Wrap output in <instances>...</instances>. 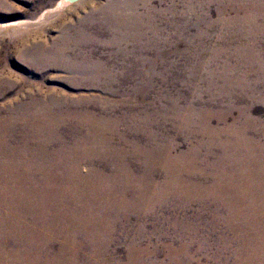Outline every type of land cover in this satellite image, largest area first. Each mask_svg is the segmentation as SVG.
I'll use <instances>...</instances> for the list:
<instances>
[{"label": "rangeland", "instance_id": "1", "mask_svg": "<svg viewBox=\"0 0 264 264\" xmlns=\"http://www.w3.org/2000/svg\"><path fill=\"white\" fill-rule=\"evenodd\" d=\"M61 1L0 0V22H14L0 26V106L16 97L26 105L40 99L45 104L41 112L46 110L48 118L69 111L85 124L87 112L94 110V125L103 127L105 135L110 134L108 127L114 128V144L131 151L136 142L155 151L168 148L171 156L184 155L194 165L186 166L189 169L179 176L190 181L186 186L195 183L199 190L206 189L204 171L216 168L217 155L227 151L221 145L227 142L236 144V156L247 160L250 168L264 169V0H78L43 23L19 25ZM229 128L238 130L236 142ZM68 131L62 130L66 139L50 143L55 152L66 147L63 141H74ZM77 132L86 134L83 128ZM212 135L219 142L218 150L205 145ZM22 158L26 163L30 158L42 160L28 154ZM71 158H77V174H86L87 179L89 166H105L99 156ZM132 158V164L140 166L142 155ZM45 162L60 186L47 179L40 185L68 195L73 172L66 156L56 153ZM240 164H229L242 182L232 191L247 195V206L243 212L235 207L233 219L228 218L229 208L215 206L209 198L163 194L157 189L143 203H133L100 226L92 224L96 214L80 209L97 211L115 202L76 198L67 203L70 208L61 218L47 215L44 222L56 223L53 227L66 222L80 226L75 240H84V245L76 251L67 245L60 250L64 236L55 237L49 229L44 232L49 247L41 239L40 244L33 241L26 247L36 254L34 260L19 255L18 262L10 261L14 245L12 238L6 239L0 245L1 263L64 264L67 259V264H74L73 260L79 264H264V239H253L254 234L264 235V214L245 215L246 209L259 207L256 197L255 205L249 206L252 195L259 193L258 179L255 187H247L243 175L247 172ZM153 171L158 187L162 186L163 172L157 166ZM99 172L94 171L91 179L96 185L101 178L100 188L106 187L107 177ZM85 188L82 184L80 195ZM46 203L37 205L44 210L59 208L63 200ZM84 223H91L88 228L103 240L99 250L89 247L92 242L83 236ZM2 225L7 229L6 221H0Z\"/></svg>", "mask_w": 264, "mask_h": 264}, {"label": "bare ground", "instance_id": "2", "mask_svg": "<svg viewBox=\"0 0 264 264\" xmlns=\"http://www.w3.org/2000/svg\"><path fill=\"white\" fill-rule=\"evenodd\" d=\"M68 5L70 6L71 4L65 3L64 0H62L57 5H54L55 7L50 6V8L46 9L37 18L35 17L33 20L29 19L30 21H22L19 23V25L31 26L36 25L40 22L43 23L47 21L51 16L59 13ZM10 25L13 26L14 22H0V26H3L5 28H7L8 26L10 27ZM75 94L77 93L75 92ZM59 95L61 94L59 93ZM35 97H37V95ZM39 101L38 103L35 102L33 104L26 105V103L22 99L16 97L15 99L11 98L8 103L0 106V221L7 222V229L4 228L3 225L0 226V245L5 243L6 239L9 241V238H12L11 240L13 241L14 248L10 247L11 253L9 254L8 258L10 261H15V263L18 262V260H20L19 255L34 260L36 254H31V251L26 247L28 244H30V242L33 241H36L37 245L40 244L38 239H41V241L49 247L50 241L47 242L45 240L48 234L46 235L44 233H47V230L49 231V229L54 232V235H52L55 237L57 235L64 236V243L62 242V244H60L58 247L60 250H66V245L70 246L73 249H77V247L80 248L82 245H84V240H75V237L77 236L75 230L81 229L80 226L70 227V223L66 222L60 224L58 227H53L56 223L53 224L52 222H44L47 215H50V217H52L53 219H55L56 217L61 218V215L67 213L66 210L70 208L68 207L69 205L67 203L72 202L76 198L86 199L90 201L98 200V202L101 200L115 202L114 205H107L106 207L103 206L97 211L93 210L94 208L91 207L80 209L81 213L87 215L89 214V210L91 212L90 214H96L95 219L97 221L93 222L92 224L98 225L99 223L100 226H104L105 220H109L111 217H117L119 213H124V210H126V208L130 209L129 207H131L130 205H132L133 203H143V201L147 200V197L153 194L157 189L163 191V194L168 192L175 194L179 192L188 197L194 196L199 200L209 198L212 200L215 206L229 208L230 216L228 215V218L233 219V212L235 207H239L238 209H242V212L243 208H246L247 201L245 197L247 195L245 197L241 195L238 196L234 191H232V187L238 186L239 183H242L236 177L237 174L234 173V167H230L229 165L230 163H232V161L240 162L241 169L247 172L246 174H243L247 179V187H255L257 184L256 179H258L257 190L259 191V193H257V195H252L251 204L249 206L255 205V197L256 200L260 202V204L258 208H253V210L250 209L252 211L246 209V217L252 218L254 215L261 216V214H264V169H261V167L250 168V164L247 162V160L245 161L244 159L237 157L235 148L236 144H233V147L231 142H227L224 145H221L222 149L227 151L217 155L216 168L214 170L208 172L204 171V173L206 174L205 179H207L208 183H203V186L206 189L199 190L200 188H197V185H194L195 183L193 185L186 186V183H190V181H183L184 179L182 180L179 176V172L181 170H188L192 165H194L192 163H189L187 159L182 157L184 155L174 153L176 155L171 156L172 153L168 148L161 149V151H155L147 149L145 146L141 144L139 145L136 142L132 144V150L129 151L123 146L114 144L111 137L112 134L115 135L114 128L112 129L111 127H108V131H110V134L105 135L102 131V129L104 130L103 127L94 125L96 121V116L93 114L94 110L93 113L91 111L87 112L85 118L87 124L83 123L84 120H82L80 116L72 113L71 115H69V111L62 115H59L58 117L50 119L48 118V112L46 110L43 109L44 113L41 112V108L45 104L41 105ZM77 102L81 101L77 100ZM104 116L105 115L103 114V117ZM71 118H77V120H72ZM82 128L86 130V134L84 132V134H78L77 131ZM209 128L211 127L209 126ZM63 129H70V131L68 132L71 136L74 137V141L71 144L63 141L66 147H64L61 151L55 152L52 146H50V143L57 141L56 139L59 138H62L63 140L66 139L64 138L65 136H63V133H65L62 132ZM228 130H230L231 135L236 136V142L238 135L234 133L238 130L233 128H229ZM218 132L219 131H215L217 136L219 135ZM214 137L215 136L212 135L207 140L205 145L213 150H218L219 142L218 140L215 141ZM119 139L120 138H118V140ZM82 146L85 148V152L80 149ZM228 149H232L233 151ZM56 153H62L66 156V159H68V167L73 172V178L70 185L71 190L68 195L62 192L61 189L56 188L58 191L57 193L56 190H47L48 188L43 187L42 185L44 183L40 185V182H43V180L47 179L53 184L60 186L58 181L59 179L57 178L58 180H54L53 178V169H51V173H48L49 169L47 168L48 166L45 162L46 157H54ZM24 154H28L31 157L36 155L42 160L38 163L34 162L30 158V161L26 163L22 158V155ZM77 154L89 156L92 158L94 156H99L101 161H103L102 164L105 165L104 168L100 169L99 167H92V165L89 166L87 170L91 173L90 177L92 179H94V176L96 175L94 171H102L103 174L107 177V180L105 181L106 187L104 186L105 188H100L103 184L101 178L97 179L100 180L101 184L97 183L95 185V182L91 178L87 179L86 174H77V158H71L73 155ZM68 155L70 157H68ZM137 155H142L143 157V160L140 163V166L138 165V167H136V165L134 166L131 161V159H133L132 157ZM110 163L113 164L112 168H109ZM156 166L157 169H160L163 172L165 177L163 184L160 187H158V184L155 181V174H153V170ZM158 166H160V168ZM186 166L189 168H187ZM173 169H175V172L177 173L176 175H174ZM100 172L97 173L99 176H101ZM259 172H262L261 176L257 175V173ZM194 181L195 180H193L192 182ZM172 183L173 186H171ZM82 184L85 185L86 188L88 187V189L85 188L83 194L80 195L78 190L79 188H82ZM183 187H187V190H182ZM192 188L197 189L192 191ZM193 192H195V194H192ZM56 198L63 200V204L59 208L58 206H52L53 208L51 206H47L44 210V208H41L39 205H37L39 203H49L50 201H55ZM218 203H220V205ZM84 224L85 225H83L82 227V230L84 232L83 236L84 238L88 237L92 242H89V247H91V249L93 248L94 250H99V248H101L103 240L99 238L98 233L96 234L95 232L94 234V232L92 231L93 229L91 230L90 228H88L89 224L91 223ZM67 230L69 233H65ZM253 239L258 242L264 239V235L260 236V234H254ZM54 240L56 239H52L51 241ZM21 251H25L26 253H22ZM100 254L101 251L97 253V255ZM61 259L62 258H60L59 260ZM66 260L65 262L67 264L68 261ZM87 260L88 263L92 262L90 259ZM1 262L2 261L0 258V264H2ZM6 262H8V260ZM65 262L63 263L65 264ZM73 262L74 264H79V262L77 261L73 260Z\"/></svg>", "mask_w": 264, "mask_h": 264}, {"label": "water", "instance_id": "3", "mask_svg": "<svg viewBox=\"0 0 264 264\" xmlns=\"http://www.w3.org/2000/svg\"><path fill=\"white\" fill-rule=\"evenodd\" d=\"M77 0H64L65 3H74L76 2Z\"/></svg>", "mask_w": 264, "mask_h": 264}]
</instances>
